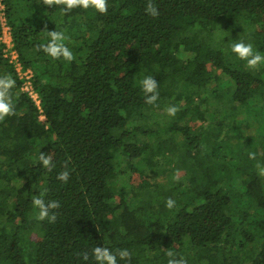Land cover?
I'll return each instance as SVG.
<instances>
[{
  "label": "trees",
  "instance_id": "1",
  "mask_svg": "<svg viewBox=\"0 0 264 264\" xmlns=\"http://www.w3.org/2000/svg\"><path fill=\"white\" fill-rule=\"evenodd\" d=\"M3 2L44 120L0 49V76L16 81L15 115L0 121V264H95L77 254L96 246L132 253L118 264H167L169 247L187 264H264V63L231 51L242 40L264 55V0H154L157 18L146 0H107L106 15ZM53 30L71 63L37 51ZM44 189L55 223L36 219Z\"/></svg>",
  "mask_w": 264,
  "mask_h": 264
},
{
  "label": "clouds",
  "instance_id": "2",
  "mask_svg": "<svg viewBox=\"0 0 264 264\" xmlns=\"http://www.w3.org/2000/svg\"><path fill=\"white\" fill-rule=\"evenodd\" d=\"M41 3L49 8L53 6H62V11L67 14L75 8H94L101 15L108 13L107 0H41ZM145 13L152 18H157L160 13L154 3V0H146ZM49 37L47 43L40 44L37 47V51L44 52L47 56L54 60L63 59L71 63L76 59L73 52L64 43L67 37L62 31H47ZM231 51L240 60L246 62L245 67L250 70H256L262 63H264V55L259 51H255L251 43H245L244 41L235 42L231 45ZM143 93L145 94V103L149 105H155L159 99L158 82L152 76H145L140 82ZM16 86V81L11 75L5 74L0 76V121H3L6 117L15 115V108L12 100L11 90ZM166 113L169 116H175L178 109L175 106H169L166 108ZM256 154L250 152L249 159H255ZM37 161L40 166L47 169L49 172L55 167L53 163V156L51 153L39 152ZM258 174L264 176V166L257 165ZM71 173L67 168V164L62 166V170L57 173L56 179L61 183H67L70 179ZM47 193V189H44L40 195H35L32 198V205L38 209V215L36 219L39 221L47 220L49 223H55L57 220V210L61 207L59 201L50 200L45 201L44 195ZM175 200L171 197L165 200V207L173 209L175 207ZM164 250V255L168 258L167 264H187V261L177 256V253L173 248L169 247ZM83 261L89 260V255L95 261V264H118L120 260H130L132 253L127 249H117L115 252L111 251L107 247L96 246L92 248L91 253L82 252L77 254Z\"/></svg>",
  "mask_w": 264,
  "mask_h": 264
},
{
  "label": "built area",
  "instance_id": "3",
  "mask_svg": "<svg viewBox=\"0 0 264 264\" xmlns=\"http://www.w3.org/2000/svg\"><path fill=\"white\" fill-rule=\"evenodd\" d=\"M0 49L3 57L14 68L15 74L20 81V89L26 93L39 111V119L44 120L43 111L40 104V96L34 88L32 78L33 71L30 67H25L20 60L19 53L14 46L11 27L8 23L5 4L0 0Z\"/></svg>",
  "mask_w": 264,
  "mask_h": 264
},
{
  "label": "rangeland",
  "instance_id": "4",
  "mask_svg": "<svg viewBox=\"0 0 264 264\" xmlns=\"http://www.w3.org/2000/svg\"><path fill=\"white\" fill-rule=\"evenodd\" d=\"M188 43H189V41H188ZM245 134L246 135H248V134H251V133H249V131L248 132H245ZM233 157V156H232ZM231 157V158H232ZM234 161H236V159H234ZM161 175H163V173H159L158 174V177H155V179H157V180H161L162 179V176ZM146 179V181L148 182V183H151V182H153V179H154V176H149V177H147V178H145ZM140 181V179H138V182Z\"/></svg>",
  "mask_w": 264,
  "mask_h": 264
}]
</instances>
